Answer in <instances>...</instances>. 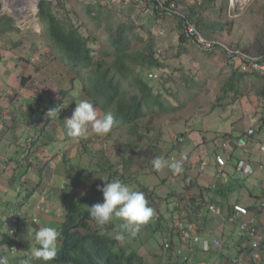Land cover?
I'll list each match as a JSON object with an SVG mask.
<instances>
[{"label": "rangeland", "instance_id": "1", "mask_svg": "<svg viewBox=\"0 0 264 264\" xmlns=\"http://www.w3.org/2000/svg\"><path fill=\"white\" fill-rule=\"evenodd\" d=\"M25 1L5 0L6 8L0 5V17H8L10 21L6 23L12 27L7 37L0 36V43L6 45L12 42L14 49L19 51L15 52L16 62L20 63L24 59L33 66L34 71L43 64L36 58L37 51L47 50L49 54H52L50 57L53 58V63L55 62L52 70L58 77L57 79L53 77V85L61 97L58 103L63 100L60 88L70 90L63 100L65 104L63 106L69 109L67 113L64 112V117L70 118L69 112L72 109V104L88 98L84 94L82 95L79 85L75 84L74 87H70L71 74L55 58V46L50 35L47 34L45 25L37 17L38 4L43 0H30L36 5V11L31 12V9H28L27 14L18 15L14 10L19 8H8V5L14 4L25 7ZM67 1L68 6L75 9L78 14L83 13V9L89 6L104 8L112 13L116 23L122 18L133 26L136 29L134 34L145 37H149L150 34L153 35L156 39V55L163 67L153 70L157 71L160 79L157 82H151L153 84L166 83L165 89L174 93L175 97L172 94L171 100L178 110L156 115L155 118L149 119H154L153 125L140 131L141 135L149 138V141H142L138 136H130L126 130L114 131L113 129L107 134L98 135L92 130L91 125L88 126L87 132L79 137L70 136L66 132L67 141L66 143L63 141V145L68 146V148L63 150L62 166L53 168L51 172L53 176H62L63 190L66 186H70L74 196L84 195L85 203L95 196V200L90 205L102 203L103 194L102 192L98 193L96 186H98L100 178L106 180L109 176V173H104L101 168L107 158L115 166L112 175L116 177V180L128 184L136 191L143 192L147 201L164 217L165 224L174 214L175 225H177L179 219L176 220V217L178 215H181L182 218L186 217L192 199L197 198V187L205 174L201 172L206 167L205 159L207 156L214 157V154L219 152L217 143L221 139L238 140L245 138L249 142V148L245 150L243 157L252 162H264V157L258 156L256 151L258 148L260 151L257 144L264 143V139L261 138V131L256 127V134L253 139L247 138L245 123L248 124L254 116L251 118L244 116L245 113H250L249 108H253L257 101L261 104L262 101L264 102L258 93L259 88L264 85V79L253 72L249 66H245L244 60L238 58L231 61L219 47L206 49V51H214L212 53H204L191 42L186 44L187 47H180L179 38L184 31L181 30L179 21L172 17L158 16L156 18L153 16L156 15L153 11L148 14L140 8L130 10V7L121 6L120 0ZM169 1H176L182 12H189L191 6L202 5L204 0H161L163 4L169 3ZM211 5L208 1L199 10L201 17L206 20L208 25L205 35L213 37L211 40L219 41L232 49L240 50L255 58L264 57V0H219L215 5ZM133 15L141 21L139 25L132 21L131 16ZM73 19L80 24L77 13L73 14ZM214 24L220 26L215 27ZM199 32L202 34L201 31ZM97 48L99 57L109 60L103 56L106 50L105 46L101 45ZM186 51L187 53H185ZM29 53L32 56L26 57ZM50 65L48 64L46 67ZM235 70L247 72L248 75H245L243 82L237 83L236 90L228 91L225 83L231 78ZM161 79L163 82H159ZM44 102L38 104L43 110L47 106L48 109L50 106L53 108L55 106L47 99ZM36 105L37 103L34 102L31 107L34 108ZM29 110H31L30 107ZM257 114H261L259 110ZM32 118L35 119L33 113ZM49 118L47 115L46 118L43 117L42 125ZM238 118L240 121L237 120ZM149 120L144 121V126ZM232 126L238 131L236 134L229 132ZM148 143L157 146L158 156H163L169 161L181 160L183 171L174 174L167 167L156 171L152 167V160L149 159H139V162L134 163V166L127 171L128 166H125V162L129 158L135 157L136 153L140 152L141 148ZM34 144H36L35 141L31 139L25 143V146L32 147ZM49 156L54 158L53 155L49 154ZM37 160L39 159L34 154L31 163L38 166L41 161ZM68 168H72V170L68 171ZM82 168L87 169L86 173H80ZM27 171L29 173L28 178H34L36 182L35 173L29 172L28 168ZM117 172L119 173L117 174ZM234 180L232 181L234 182ZM189 182L193 183V187L192 185L187 186ZM239 184L240 188L231 194L230 205L242 203L249 207L256 204L262 208L264 197L256 199L254 195H263L264 171L254 178L239 179ZM203 188L204 186H200L199 191L208 192L207 188ZM260 212L263 215L260 218V223L264 226V210ZM205 213L203 218L205 223H209L212 227L217 226L216 231L214 230L216 233L226 232L228 242L236 239L231 226L223 224L206 211ZM193 220L195 219L193 218ZM153 222L151 219L148 224L142 226L139 234L134 238L125 233L126 239L122 243L123 246L142 253L148 264H181L175 255L165 251V245L173 236L179 240L176 233L178 229L176 232L172 231L169 223L167 227L155 232L156 225L152 228ZM120 224L119 218H113L111 222L105 225L92 222L93 227L99 228L105 234L113 237L119 230ZM232 252V250L226 253L219 252L223 260H219L218 263L216 257L200 251L196 262L189 260L188 264H230ZM244 260L248 259L245 258ZM202 261L203 263H201Z\"/></svg>", "mask_w": 264, "mask_h": 264}, {"label": "trees", "instance_id": "2", "mask_svg": "<svg viewBox=\"0 0 264 264\" xmlns=\"http://www.w3.org/2000/svg\"><path fill=\"white\" fill-rule=\"evenodd\" d=\"M208 1L209 4L213 6L219 0H204L201 4L205 6ZM120 2L121 6L123 5L124 8L130 7V10H137L140 8L145 10L148 14L153 11V13L156 14L153 16H156V18H158V16H163L177 19L181 30L184 31L179 38L180 47H185L189 42L185 32V20L179 16L167 14L160 15L156 8V0L149 1L143 7H138L135 3H128L126 5L123 0ZM170 4H175L180 10L176 1H169V3L167 2L165 5L169 6ZM202 5L195 4L190 7L189 12H182L181 10L180 12L184 14L185 18L190 20L202 34L204 32L203 36L206 37V39L211 40L213 37L205 35L208 30V25L206 20L201 17L199 11L203 7ZM76 13L80 24L73 19V14ZM37 17L45 25L47 34L50 35L51 41L55 46L56 60L58 59L61 65L71 74V79H69L70 87H74L75 84H77V86L79 85L82 95L84 94L88 98L87 100H90L94 104L97 112L101 115L106 112H111L114 115L115 123L111 131L113 129L114 131L126 130L130 136H138L142 141H149L148 137L140 134V131L145 127L147 128L153 125L154 119H149L151 117L155 118L156 115L178 110L171 100L172 94L174 96V93L169 89H165L166 83L153 84L151 82H157L158 79H160L157 71L153 70L163 67V64L156 55V39L153 35L150 34L149 37H145L134 34L136 29L133 26L122 18L116 23V19L112 13L104 8L89 6L83 9V13L78 14L75 9L68 6L67 0L41 1L38 4ZM131 19L137 25L141 22L138 17L134 15L131 16ZM7 21H10L8 17H0V35H7V33L11 32L12 27L7 25ZM214 26L219 27L220 25L214 24ZM101 45H104L106 48L103 56H106L109 60L99 57V50L97 47H101ZM201 51L204 53L214 52L206 50ZM185 53H187V51ZM223 53L226 54L225 52ZM262 58L264 59V57ZM229 59L231 61L233 60L231 58ZM151 74L156 75L157 78H149ZM245 75H248V73L235 70L231 78L225 83L227 90H236L237 83L243 82ZM259 75L264 79V76L261 74ZM159 82H163V79ZM60 91L62 99L64 100L70 90L61 87ZM258 93L264 98V85L259 88ZM63 100L58 103V106L63 103ZM50 109L56 108L50 107L48 109L47 106L45 110H43L38 103L36 107H32V112L26 123L33 132L35 131L39 134L48 128L51 119L46 120L44 125H42V115L47 114ZM37 111L40 112L39 117L33 119L32 113H37ZM145 120H149L146 126H144ZM63 140L65 141L66 138ZM158 151L157 146L148 143L141 148L140 152L136 153L135 157H131L127 161L125 160L126 162L124 161L125 166H128L126 170L129 171L130 168L134 166V163L139 162V159L152 160L154 157L158 156ZM101 168L104 173H109L105 182L116 180V177L112 175L115 166L111 161L106 158ZM44 169L45 167L41 168L40 171ZM71 170L72 168H68V171ZM86 171L87 169L84 168L80 173L84 174ZM118 173L119 172H117V174ZM256 176L257 175L236 177L235 174H230L229 181L224 186L218 187L215 190L206 187L208 192H200L199 187L201 185H199L197 187L199 193L196 191V195L198 196L201 194V197L204 198H202L200 202H197L196 199H192L189 213L187 212L188 215L184 218L179 215L180 219L194 224L197 228L196 235H200L199 224L205 222L203 219L206 214L205 211L222 222L219 217L207 209L206 204L215 203L226 213L230 212L233 206L230 205V197L236 189L240 188L239 179L254 178ZM233 179H235L234 182L232 181ZM105 182L102 179L99 180L98 186L103 187ZM188 185H192L193 187L192 182H189V184L187 183V186ZM71 189L72 187L66 186L62 192V203L65 209V216L59 230L61 233V238L59 239L60 245H58L57 256L55 260H52L53 262L60 264H148L144 255H141V253L136 250L124 247L122 244L124 241H117L113 236H109L99 228L92 226V222L95 221L89 217L87 208L92 206L90 204L95 200L96 196L90 201L87 200L85 203L86 200L84 195L80 194L74 196ZM98 193L100 194V191H98ZM254 197L260 199L264 197V192L262 196L254 195ZM148 204L155 210V215L152 218L154 221L152 228L156 225V229L153 230L156 232L161 228L167 227V224L169 225L170 223L172 231L176 232L177 227L174 221V214L169 222L165 224V219L159 211H157L149 201ZM258 206L254 204L248 208L259 216L262 213L260 211L264 210V207L262 206V208H260ZM193 218L198 223L193 220ZM225 225L231 226L234 230V235H237L236 225L229 222H226ZM176 233L179 236V240L173 236L174 240L177 242H174L172 238L167 242L170 246L166 247L167 244L165 245V251L171 255H175L181 264H188L189 261L185 259V256L189 255V250L181 245L191 244V242H182V239H180L183 237L182 232L178 230ZM237 243L238 244H235L229 249L226 248L224 251L228 252L232 250L233 256L236 253L241 254L243 251L245 254H251L249 238L244 237L239 239ZM199 246L201 247V245ZM177 247L181 248V254L177 253ZM213 249L217 250L211 248L210 251H208L212 253V256L215 254ZM199 253L200 252L195 249V252L191 253L192 256L190 260L196 262ZM230 264L235 263L230 262Z\"/></svg>", "mask_w": 264, "mask_h": 264}, {"label": "crops", "instance_id": "3", "mask_svg": "<svg viewBox=\"0 0 264 264\" xmlns=\"http://www.w3.org/2000/svg\"><path fill=\"white\" fill-rule=\"evenodd\" d=\"M8 34L0 36L7 37ZM15 52L19 51L14 49L12 42L6 45L0 43V257H6L8 264H22L24 259L31 256V248L37 246L34 234L39 228L49 226L60 230L65 216L62 203L63 182L61 181L62 176H53L51 172L53 168L62 166L63 150L68 148V146L63 145V139L66 138L67 132L64 112L67 113L69 109L63 106L65 105L64 102L58 106L61 97L53 85V77L56 79L58 77L52 70L55 64L53 58L50 57L52 54H49L47 50L37 51L36 58L43 64L34 71L33 66L24 59L17 63ZM30 56L32 54L29 53L26 57ZM48 64L51 65L46 67ZM46 99L55 104L54 108L59 111V114L49 118L51 123L48 128L37 135L38 133L33 132L26 123L32 112L29 107L32 109V103L41 104ZM260 104L261 102L257 101L256 107L254 105L253 108H249L251 114L249 112L244 114L248 118L254 116L245 125L247 132L251 128L256 129L258 127L257 129L261 131V138L264 139L263 101L261 106ZM50 107L53 108V106ZM75 107L76 103H73L71 108ZM72 109L69 112L70 117L74 111ZM258 110L261 114H257ZM38 114H40L38 111L34 113L35 118ZM42 117L46 118V114ZM237 120L240 121L239 118ZM229 132L236 134L238 131L232 126ZM31 139L36 144L32 147H26L25 143ZM66 141L64 142L66 143ZM258 149H256L257 155L264 157V154ZM220 152L219 148V152L216 154ZM243 153L245 150L239 149L235 153V158L239 157L238 160H247L254 165L259 170L257 176L264 171V169L260 170V166H264V162H252L250 159L244 158ZM34 154L41 161L38 166L31 163ZM49 154L53 155L54 158L50 157ZM211 161L209 167L207 166L208 168L206 167V171L203 172L205 173L204 178L199 183L204 188L215 190L225 184L217 180V166L214 160L211 159ZM44 167L45 169L40 171ZM27 168L29 172H33L37 176L36 182L34 178H28ZM228 171L230 178V174H234V170L229 168ZM215 183V188H212ZM262 216V213L259 216L256 215V219L260 222ZM199 229L203 242L213 243L215 239L221 237L227 241L226 232H222V234L215 232L217 226L212 227L209 223L204 222ZM196 230L195 227V235ZM27 236L29 240L26 239ZM236 240L237 238L229 241V243L238 244ZM173 241L177 242L174 238ZM58 245H60L59 240ZM199 245L195 246L191 242V244L181 246L187 250L194 249V252L195 249L199 252L202 251L209 256L212 254L203 248V243ZM217 251L214 250V257L219 263V260H223L219 252H226L218 251L217 254ZM141 255L143 254L141 253ZM247 255L243 251L241 254L236 253L232 259H239L238 263L244 264L243 261L245 260H241V258L242 256L246 258ZM31 264L60 263L32 260Z\"/></svg>", "mask_w": 264, "mask_h": 264}, {"label": "built area", "instance_id": "4", "mask_svg": "<svg viewBox=\"0 0 264 264\" xmlns=\"http://www.w3.org/2000/svg\"><path fill=\"white\" fill-rule=\"evenodd\" d=\"M17 1V0H16ZM25 0H23L24 2ZM122 1V0H120ZM125 4L128 3H135L138 7H143L145 4H147L151 0H123ZM157 2V11L160 15L167 14L171 16H179L185 20V32L186 36L189 39V42L193 43L195 46H197L198 49L206 50L210 49L212 47H219L223 52L227 54V56L234 61L239 59L244 60L245 66H249L253 72H257L264 76V59L261 58H255L253 56H250L249 54H245L244 52L240 50H235L230 48L229 46H226L225 44L216 41V40H208L206 39L203 34H201L195 27V25L188 19L185 18V15L180 12V10L175 6V4H170L169 6L163 4L161 0H156ZM5 0H0V5H3L5 7ZM3 8V9H4ZM8 8H19L15 9V13L18 15L21 14H27L28 11L26 7H20L17 4H14L12 6L8 5ZM3 13V12H2ZM18 20V19H17ZM21 22L23 20H20ZM149 78H157L156 75L151 74L149 75ZM263 111H264V102L262 104ZM264 114V112H263ZM256 134V129L251 128L247 132V138L250 140L253 139V137ZM218 147L220 148V153L215 154L213 157V160L215 162V165L217 166V180L220 181L223 184H226L229 181V168H233V172L235 173V176H254L259 173V170L252 165L247 160H238L235 158V153L237 149H243L247 150L249 148V142L245 138H240L238 140L235 139H221L218 143ZM258 147H260L261 153L264 154V143H258ZM210 158L206 157L205 163L206 167L208 166V160ZM205 167V168H206ZM250 169V171H249ZM264 166H260V170H263ZM205 170V169H204ZM202 170V171H204ZM216 183L212 186V188H215ZM201 194L197 196V202L202 201ZM207 209L219 217L223 223L229 222L231 224H234L237 226V235L236 238L238 241L239 239H242L244 237L249 238L250 242V249L251 254L247 255V259L243 261L244 264H264V226L256 219V214L251 209H249L247 206L236 203L231 207L230 212H225L221 207L214 203H207L206 204ZM264 207V204L262 205ZM177 221V229L182 232V240L183 241H190L193 242L194 245H198L200 243H203V248L206 251H209L211 248H215L219 251H224L226 248H231L236 243L232 242L229 243L228 240L225 239H215L213 243L209 241L203 242V239L200 235H195V225L187 222L184 219H180L179 215L176 217ZM175 221V217H174ZM170 244L168 243L166 247H169ZM194 248V247H192ZM177 253L181 254V248L177 247ZM194 253V249L189 250V255L185 256V259H188V261L191 259L192 254ZM245 258L242 256L241 260H244ZM238 260V261H234ZM232 262L237 264L239 262V259H232Z\"/></svg>", "mask_w": 264, "mask_h": 264}, {"label": "clouds", "instance_id": "5", "mask_svg": "<svg viewBox=\"0 0 264 264\" xmlns=\"http://www.w3.org/2000/svg\"><path fill=\"white\" fill-rule=\"evenodd\" d=\"M58 114L57 109H50L46 115L53 118ZM64 122L68 135L73 137L85 134L89 125L96 134L104 135L113 128L115 117L111 112H106L102 116L99 115L90 100L81 99L76 103L72 116L65 118ZM207 157L210 158L209 162L211 159L213 160V157ZM151 164L156 171H160L165 167L169 168L174 174L183 171L181 160L169 161L163 156L154 157ZM207 168L201 172H205ZM100 179L105 182V179ZM97 189L103 194V202L88 207L87 212L89 217L98 225H105L111 222L113 218H119L122 223L114 237L117 241H124L126 239L125 233L129 237H136L142 226L148 224L155 215V210L149 206L143 192L134 190L118 179L105 182L103 187L97 186ZM60 238L61 233L56 228L44 226L36 230L34 240L37 246L31 248V256L24 259L22 264H31L32 260H42L44 262L55 260ZM26 239H28V236ZM0 264H8L7 258L0 257Z\"/></svg>", "mask_w": 264, "mask_h": 264}, {"label": "bare ground", "instance_id": "6", "mask_svg": "<svg viewBox=\"0 0 264 264\" xmlns=\"http://www.w3.org/2000/svg\"><path fill=\"white\" fill-rule=\"evenodd\" d=\"M36 2H37V1H36ZM25 4H26L25 7H26L27 11H28V9H31V12L36 11V5L33 4V3H31L30 0H26V1H25Z\"/></svg>", "mask_w": 264, "mask_h": 264}]
</instances>
